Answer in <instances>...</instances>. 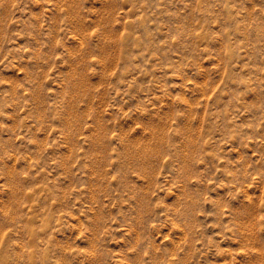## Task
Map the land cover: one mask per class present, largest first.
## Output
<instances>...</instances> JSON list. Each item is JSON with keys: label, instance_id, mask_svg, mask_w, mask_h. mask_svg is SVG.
Masks as SVG:
<instances>
[{"label": "rangeland", "instance_id": "1", "mask_svg": "<svg viewBox=\"0 0 264 264\" xmlns=\"http://www.w3.org/2000/svg\"><path fill=\"white\" fill-rule=\"evenodd\" d=\"M0 264H264V0H0Z\"/></svg>", "mask_w": 264, "mask_h": 264}, {"label": "bare ground", "instance_id": "2", "mask_svg": "<svg viewBox=\"0 0 264 264\" xmlns=\"http://www.w3.org/2000/svg\"><path fill=\"white\" fill-rule=\"evenodd\" d=\"M157 143H158V142H157ZM158 144H159V143H158ZM160 146H161V145H160ZM160 146H159V150H160ZM148 150H149V149H148ZM161 151H162V150H161ZM161 151H160V152H161ZM134 152H136V151H134ZM134 152H133V154H135ZM151 153H152V151H151ZM152 154H153V153H152ZM160 154H162V152H161ZM150 156H151V155H149V157H150ZM186 156H188V155H186ZM150 158H151V157H150ZM139 159L141 160V158H139ZM144 164L146 165L145 162H144ZM147 165H148V163H147ZM148 166H149V165H148ZM148 168H149V167H148ZM143 171H144V170H143ZM145 171H148V169H147V170L145 169ZM24 198H25V197H24Z\"/></svg>", "mask_w": 264, "mask_h": 264}]
</instances>
